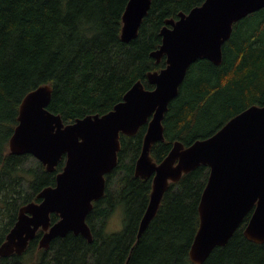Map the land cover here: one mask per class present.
Returning a JSON list of instances; mask_svg holds the SVG:
<instances>
[{
    "label": "trees",
    "instance_id": "trees-1",
    "mask_svg": "<svg viewBox=\"0 0 264 264\" xmlns=\"http://www.w3.org/2000/svg\"><path fill=\"white\" fill-rule=\"evenodd\" d=\"M128 1L0 0V245L23 204L40 201L38 194L55 185L66 161L63 156L49 171L31 154L10 152L23 98L51 84L48 109L68 123L108 112L138 80L154 88L148 74L166 66L165 56L160 61L152 56L162 43L166 20L205 0H151L138 36L124 42ZM254 103L264 104V8L235 23L221 64L201 58L190 66L169 104L165 140L153 145V157L163 160L176 140L190 145L214 134ZM147 127L132 136L121 134L119 163L107 175L104 204L90 213L92 242L69 232L44 249L38 244L40 230L25 253L0 256V264H193L189 250L210 168L201 165L171 183L156 217L137 239L152 188V177L135 175ZM204 129L210 130L203 134ZM120 208L123 226L107 231L108 219ZM250 215L203 264H264V243L244 234ZM51 219L56 222L59 216L52 214Z\"/></svg>",
    "mask_w": 264,
    "mask_h": 264
},
{
    "label": "water",
    "instance_id": "water-1",
    "mask_svg": "<svg viewBox=\"0 0 264 264\" xmlns=\"http://www.w3.org/2000/svg\"><path fill=\"white\" fill-rule=\"evenodd\" d=\"M150 6L151 0L128 1L121 33L124 42L138 36ZM262 8L264 0H205L189 13L180 12L178 19H167L160 32L162 43L152 52L157 61L166 56V66L148 74L154 88H146L138 80L104 114L65 123L61 114L48 109L51 84L31 90L21 102L9 148L13 154H32L49 171L63 155L66 163L55 185L38 194L41 201L20 208L0 245V256L23 254L40 229L44 233L39 246L45 249L54 238L71 231L93 241L86 217L93 201L105 194L106 175L118 165L121 134L135 135L145 123L148 127L135 175L152 177V188L137 239L156 217L171 183L207 165L210 175L198 205L199 227L189 250L191 261L203 264L215 248L226 245L250 212L244 234L253 242L264 243V104L250 105L216 133L190 145L174 141L161 161L152 155L153 145L165 140V114L190 66L201 58L221 64L223 46L234 24ZM52 213L60 216L53 224Z\"/></svg>",
    "mask_w": 264,
    "mask_h": 264
},
{
    "label": "rangeland",
    "instance_id": "rangeland-1",
    "mask_svg": "<svg viewBox=\"0 0 264 264\" xmlns=\"http://www.w3.org/2000/svg\"><path fill=\"white\" fill-rule=\"evenodd\" d=\"M209 130L210 129H204V131L202 133L204 134V133L208 132ZM9 150L11 152L10 148H9ZM122 215H123L122 208H120L110 217V219L108 220L107 231H109V232L117 231L123 226Z\"/></svg>",
    "mask_w": 264,
    "mask_h": 264
},
{
    "label": "flooded vegetation",
    "instance_id": "flooded-vegetation-1",
    "mask_svg": "<svg viewBox=\"0 0 264 264\" xmlns=\"http://www.w3.org/2000/svg\"><path fill=\"white\" fill-rule=\"evenodd\" d=\"M105 194H106V193H105ZM103 197H105V195L102 196V197H100V198H98L97 200L94 201V206H93V208L91 209V211L89 212V214H88L87 217H86V220H87L88 223H89V221H90V213H91V214L94 213L95 208H96L97 206H99V204H101V205L104 204Z\"/></svg>",
    "mask_w": 264,
    "mask_h": 264
},
{
    "label": "bare ground",
    "instance_id": "bare-ground-1",
    "mask_svg": "<svg viewBox=\"0 0 264 264\" xmlns=\"http://www.w3.org/2000/svg\"><path fill=\"white\" fill-rule=\"evenodd\" d=\"M263 9V8H262ZM261 10V9H260ZM259 11V10H258ZM239 22V21H238ZM230 39V38H229ZM180 90V89H179Z\"/></svg>",
    "mask_w": 264,
    "mask_h": 264
}]
</instances>
